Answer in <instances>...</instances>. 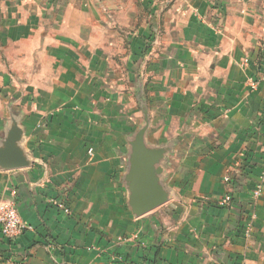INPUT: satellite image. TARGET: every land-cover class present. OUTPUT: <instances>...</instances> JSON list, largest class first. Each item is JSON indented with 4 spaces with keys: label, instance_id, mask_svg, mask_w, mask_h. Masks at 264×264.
Wrapping results in <instances>:
<instances>
[{
    "label": "crops",
    "instance_id": "0c3cea01",
    "mask_svg": "<svg viewBox=\"0 0 264 264\" xmlns=\"http://www.w3.org/2000/svg\"><path fill=\"white\" fill-rule=\"evenodd\" d=\"M263 70L264 0H0V264H264Z\"/></svg>",
    "mask_w": 264,
    "mask_h": 264
},
{
    "label": "built area",
    "instance_id": "2783aa9c",
    "mask_svg": "<svg viewBox=\"0 0 264 264\" xmlns=\"http://www.w3.org/2000/svg\"><path fill=\"white\" fill-rule=\"evenodd\" d=\"M245 65L249 64V59L246 58L243 60ZM264 83V70L259 78V80H255L254 78L249 79V84L252 88H256L258 83ZM89 154H93V149L89 150ZM228 181L229 178H226ZM262 185L258 184L254 190L252 191L251 198L253 200L259 199L261 196ZM232 201L231 195H226L225 198L222 200L223 204H229ZM67 213H70L69 208H65ZM253 226L252 220H247L246 224V235H249ZM33 230V226L25 221L18 210V207L14 200L12 199H0V232L3 234L4 237L15 241L20 238L25 232ZM113 261L116 264H137L132 260L128 259L124 254H116L112 257Z\"/></svg>",
    "mask_w": 264,
    "mask_h": 264
},
{
    "label": "water",
    "instance_id": "95a60500",
    "mask_svg": "<svg viewBox=\"0 0 264 264\" xmlns=\"http://www.w3.org/2000/svg\"><path fill=\"white\" fill-rule=\"evenodd\" d=\"M141 174L142 178L138 189L140 194L139 198L142 206H144L145 210L148 211L160 205L163 200L160 196L153 194L150 176L147 171L143 170Z\"/></svg>",
    "mask_w": 264,
    "mask_h": 264
}]
</instances>
